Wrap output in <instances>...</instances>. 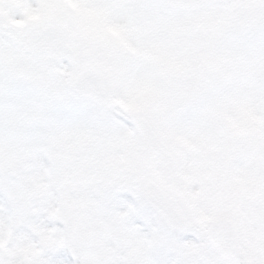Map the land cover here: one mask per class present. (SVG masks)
Returning <instances> with one entry per match:
<instances>
[{
    "label": "snow or ice",
    "instance_id": "snow-or-ice-1",
    "mask_svg": "<svg viewBox=\"0 0 264 264\" xmlns=\"http://www.w3.org/2000/svg\"><path fill=\"white\" fill-rule=\"evenodd\" d=\"M0 264H264V0H0Z\"/></svg>",
    "mask_w": 264,
    "mask_h": 264
}]
</instances>
